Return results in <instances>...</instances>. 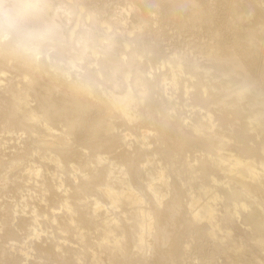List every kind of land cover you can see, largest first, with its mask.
Returning a JSON list of instances; mask_svg holds the SVG:
<instances>
[{
	"label": "rangeland",
	"instance_id": "374dc122",
	"mask_svg": "<svg viewBox=\"0 0 264 264\" xmlns=\"http://www.w3.org/2000/svg\"><path fill=\"white\" fill-rule=\"evenodd\" d=\"M197 1L180 0L176 7L175 0H49L47 14L58 23L61 42L33 37L28 50L15 41L13 27L2 30L0 17V264H59L63 258L73 264H144L149 258L151 264H264V247L252 239L264 236V0ZM93 33L90 48L84 47L83 37ZM117 63L124 82L111 76ZM129 87L134 97L149 92L134 107L142 116L120 119L121 108L105 116L106 101ZM69 100L78 107H68ZM34 112L39 116L31 118ZM236 156L258 166L255 173L249 164L240 166L246 190L237 218L226 224L233 205L228 195L244 187L229 174ZM142 167L140 179L126 173ZM108 185L130 199L114 206ZM156 191L164 196L159 205ZM139 196L144 201L135 203ZM210 204L212 218L205 214ZM156 212L143 246L164 223L169 242L141 250L139 223ZM249 217L257 224H247ZM248 238L249 249L229 251L232 242Z\"/></svg>",
	"mask_w": 264,
	"mask_h": 264
},
{
	"label": "bare ground",
	"instance_id": "6f19581e",
	"mask_svg": "<svg viewBox=\"0 0 264 264\" xmlns=\"http://www.w3.org/2000/svg\"><path fill=\"white\" fill-rule=\"evenodd\" d=\"M6 1H9V4H8V6H4L3 4H4V2H6ZM176 2H175V6L176 7H178L179 5H180V0H175ZM233 1V0H232ZM242 1V0H241ZM189 2L191 3V4H196L198 1L197 0H189ZM234 4V3H233ZM235 5V4H234ZM48 6H49V0H0V17H1V19L3 20V25L4 26H2V30H5L6 28H9V27H13V29H15L19 34L17 35L18 37L15 39V41H17L18 42V44L19 45H23L24 46V48L26 49V50H28V49H30V48H32V46L31 45H28V40H30L31 38H33V37H43V38H51V39H54V40H60V42H61V39H62V37H61V35H60V33H59V29H58V23L53 19V18H51V17H49V15L47 14V8H48ZM70 9V8H69ZM71 10V9H70ZM212 10V9H211ZM252 11H253V9H252ZM231 12V11H230ZM94 14V13H93ZM95 18V17H94ZM21 21H23V22H21ZM224 28V27H223ZM229 30V29H228ZM92 31V30H91ZM229 32V31H228ZM90 33V32H89ZM92 33V32H91ZM226 33V32H225ZM233 34V33H232ZM231 34V35H232ZM93 35H94V33L93 34H90V35H86V36H84L83 37V45H84V47H88L89 46V48H90V43H93V42H91V41H93ZM215 37V36H214ZM232 37V36H231ZM209 40V39H208ZM225 41V40H224ZM216 42H217V40H216ZM113 43V42H112ZM208 43V42H207ZM211 43V42H210ZM209 43V44H210ZM221 43H223V42H221ZM232 43V42H231ZM238 43V42H237ZM236 43V44H237ZM235 44V43H234ZM208 45V44H207ZM215 45V44H214ZM224 45V44H223ZM251 45V44H250ZM139 46V45H138ZM235 46V45H234ZM20 47V46H19ZM229 48H230V46H228ZM212 48V47H211ZM215 48V47H214ZM227 48V47H226ZM206 49V48H205ZM209 49V48H208ZM218 49L220 50V47H218ZM240 49V48H239ZM238 49V50H239ZM9 51L11 50V48H9L8 49ZM85 50H87V49H85ZM91 50V49H90ZM213 50V49H212ZM217 50V49H216ZM218 51V50H217ZM216 51V52H217ZM256 51V50H255ZM87 52H88V50L86 51V54H87ZM7 53V52H6ZM13 53V52H12ZM204 53V52H203ZM209 53V52H208ZM232 53V52H231ZM9 54V53H8ZM85 54V53H84ZM236 54V53H235ZM240 54V53H239ZM244 54V53H243ZM111 55V54H110ZM219 55V54H218ZM217 55V53H216V56H218ZM225 55H227V54H225ZM231 56H232V54H230ZM237 55V54H236ZM256 55H258L257 54V51H256ZM4 56V55H3ZM7 56V55H6ZM19 56H21V55H19ZM22 56L25 58L26 56H27V54L25 53V54H22ZM228 56V55H227ZM22 57V58H23ZM133 57H135L134 56V54H133ZM224 57V56H223ZM230 57V56H229ZM8 58V57H7ZM250 58H252L251 57V54H250ZM20 59V58H19ZM26 59H28V58H26ZM108 59V58H107ZM0 60H1V58H0ZM105 60V59H104ZM254 59H252V61H253ZM134 61V60H133ZM228 61V60H227ZM2 63H3V61H1ZM137 62V61H136ZM229 62H232V60L231 61H229ZM247 62V61H246ZM101 63H103V61L101 62ZM119 63H120V61H119ZM233 63V62H232ZM138 64V63H137ZM29 65V64H28ZM28 65H26V66H28ZM31 65V64H30ZM117 65H119L118 63H117ZM228 65V64H227ZM114 66H116V64L114 65ZM134 66V65H133ZM230 66V65H229ZM235 67H236V65H234ZM233 66V67H234ZM237 66H239V65H237ZM242 65H240V67H241ZM21 67H24V65L23 66H21ZM29 67V66H28ZM232 67V68H233ZM240 67H237V68H240ZM208 68V67H207ZM242 68L244 69V67L242 66ZM252 68V67H251ZM137 69V68H136ZM228 69V68H227ZM235 69V68H234ZM233 69V70H234ZM241 69V68H240ZM243 69H241V70H243ZM125 70V69H124ZM123 70V68H122V66L121 65H119V66H117V67H115V70H114V72L112 73V75L111 76H115L116 77V75L118 76H121V81H123L124 82V78H125V73L123 72L124 71ZM132 70H133V68H132ZM230 70H231V68H230ZM108 71V70H107ZM133 71H135V70H133ZM245 71V70H244ZM228 72V71H227ZM233 72V71H232ZM246 72V71H245ZM248 72V71H247ZM246 72V73H247ZM107 73V72H106ZM109 73V72H108ZM107 73V76H105L106 77V79H107V77H109V79H111V77L110 76H108L109 74ZM236 73V72H235ZM237 74V73H236ZM34 75V74H33ZM118 76V77H119ZM114 77V78H115ZM96 79V78H95ZM95 79H94V81H95ZM113 79V78H112ZM88 80V79H87ZM92 80V79H91ZM97 80V79H96ZM108 80V79H107ZM116 80H118V79H116ZM262 80V79H261ZM90 82V81H89ZM115 82V81H114ZM116 83V82H115ZM118 83H119V80H118ZM122 83V82H121ZM138 83H141V81H140V79H137L136 80V84H138ZM36 85V84H35ZM117 85H120V84H117ZM250 85H252V84H250ZM118 87V86H117ZM32 88V87H31ZM20 89V88H19ZM33 89V88H32ZM248 89H249V86H244L241 90H240V93L241 94H244L245 92H247L248 91ZM16 90H18V88L16 89ZM22 90V89H21ZM213 91V90H212ZM19 92V91H18ZM30 92H32V91H30ZM52 92V91H51ZM14 93V92H13ZM16 93V92H15ZM21 94V93H20ZM148 94H149V92H148V90L147 89H143V91L139 94V95H137V96H132V87H129L125 92H123L121 95H119V96H117V97H113V98H109L107 101H106V106L105 107H107L106 109H107V112H104L105 114L107 113L108 115H110L111 117L112 116H114V114H115V110H118V109H120L121 108V110L116 114L120 119H124V120H134V119H138V117H141L139 114H137V113H135V111H134V107L138 104V103H140V102H142L147 96H148ZM211 94V93H210ZM18 95V94H17ZM212 95V94H211ZM217 95V94H216ZM198 96V95H197ZM211 97V96H210ZM58 98V97H57ZM65 100H67V99H65ZM127 100H131L132 102H130V104L128 105V106H126V107H124L123 105H124V103L127 101ZM27 101V100H26ZM55 101V100H54ZM58 102V101H57ZM203 102V101H202ZM214 102V101H213ZM9 103H11V102H9ZM65 103H66V105L68 106V107H71V108H76V107H78V101L77 100H73V101H65ZM225 103V102H224ZM219 104V103H218ZM11 106V105H10ZM40 106V105H39ZM42 106V105H41ZM47 106V105H46ZM218 106V105H217ZM138 107V106H137ZM222 107V106H221ZM38 109H39V107H38ZM67 109V108H66ZM137 109V108H136ZM163 109V108H162ZM41 111H42V109H41ZM68 111V110H67ZM16 113H18V112H16ZM39 114V113H38ZM37 113H32L31 115H30V117L31 118H35V117H38L39 115H38ZM48 113L47 112H45V113H43V116H41L44 120H45V122L49 119V117H48V115H47ZM59 114V113H58ZM67 114V113H66ZM107 114L105 115V116H107ZM101 115H102V113H101ZM60 116V115H59ZM166 116V115H165ZM228 116H229V114H228ZM257 116V115H256ZM104 117V116H103ZM258 117V116H257ZM101 119H103V118H101ZM51 120V119H50ZM72 120V119H71ZM256 120V119H255ZM87 122V121H86ZM89 123V122H88ZM163 123L165 124V127H169L170 126V120L168 119V118H166L165 120H163ZM69 125L70 126H74V123L71 121L70 123H69ZM86 125H87V123H86ZM182 128V127H181ZM253 129V128H252ZM183 130V129H182ZM178 130H176V132H177ZM215 131V130H214ZM231 132V131H230ZM186 133H188L187 131H186ZM212 133V132H211ZM224 135V134H223ZM164 135L162 134V137L160 136V140L163 142V137ZM197 136V135H196ZM187 138H188V136H186ZM185 137V138H186ZM205 137H207V136H205ZM61 140L60 141H62V138H60ZM64 139V138H63ZM59 140V139H58ZM65 140L67 141V139L65 138ZM184 140H186V139H184ZM64 141V140H63ZM47 142V141H46ZM51 142H52V140H51ZM185 142V141H184ZM183 142V143H184ZM62 143V142H61ZM64 143H66V142H64ZM68 143V142H67ZM66 143V144H67ZM218 143H219V141H218ZM63 144V143H62ZM221 144V143H220ZM54 145V144H53ZM59 146H60V144H58ZM165 146V145H164ZM163 146V147H164ZM54 149V148H53ZM56 151V150H55ZM214 152V151H213ZM229 152V151H228ZM57 153V152H56ZM61 153V152H60ZM59 154V153H58ZM130 154V153H129ZM176 155H177V152L176 151H174V152H171L170 154H168V156H169V161H170V164H171V166L173 165V163H174V159H175V157H176ZM166 156V155H165ZM100 158V157H99ZM249 157H244V158H242V157H240V156H236V158H235V165L234 166H232V167H230V169H229V174H230V177H232V178H234L235 179V181L237 182V184H241V185H243L244 187H242V188H238V187H236V186H234L233 188H232V190H231V192H230V194L228 195V198L231 200V203L233 204L232 205V209L231 208H229L228 209V216L225 218V222H226V224L227 223H233L234 221H235V219L237 218V209H236V205H237V203L239 202V200H243L242 199V196H243V192L245 193V190H246V184H244L243 183V179H244V177H245V174H244V172H242V171H239V168H240V166H242V165H245V164H249V170H250V172L251 173H255L256 172V169H255V167L256 166H258V165H256L255 164V162L257 161H255L254 163H253V161L251 160V158L250 159H248ZM58 159H60L59 157H58ZM166 159H167V156H166ZM254 159V158H253ZM202 160V159H201ZM255 160V159H254ZM219 161H221V159L219 160ZM60 162V164H61V161H59ZM141 162V161H140ZM204 160H202V162H201V164L203 165L204 163ZM226 162H228V160L226 161ZM226 162H224L223 164H225ZM145 163V162H144ZM168 163V162H167ZM210 163V162H209ZM212 163V162H211ZM218 163V162H217ZM216 163V164H217ZM175 164V163H174ZM220 164H221V162H220ZM228 164V163H227ZM256 166H255V165ZM258 164V163H257ZM261 164L264 166V161H261ZM142 165V164H141ZM144 165V164H143ZM226 165V164H225ZM203 167V166H202ZM205 167V166H204ZM209 168H212V167H210V166H208ZM217 167V166H216ZM220 167V166H219ZM218 167V168H219ZM223 166H221L220 168H222ZM258 168V167H257ZM131 169V168H130ZM206 169H208V168H206ZM215 169H217V168H215ZM238 169V170H237ZM39 170L40 169H38V171H37V174L39 173ZM210 170H212V169H210ZM218 171H219V169H217ZM203 171H205V173H206V170H203ZM208 171H209V169H208ZM207 171V173L209 174V176H210V178L212 177L213 178V176H214V172H208ZM144 172H145V167H142V168H138V169H136V170H134V171H131V170H129L128 172H126V173H128V175L129 174H134L135 175V177H137L138 179H140V177H141V175H143L144 174ZM178 173V175H182L183 174V171H178L177 172ZM132 177V176H131ZM208 177V176H207ZM191 180V182H190V184L191 185H194V180H195V177H191L190 178ZM128 181H130V180H128ZM205 181V180H204ZM208 181H209V179H207L206 181H205V183H203V186H202V190H203V192L205 193V191L206 190H208ZM161 182L162 183H167V177H164V176H161ZM208 184H207V183ZM87 185V186H86ZM152 185H154L153 183H150L149 185H148V187H150V186H152ZM85 186L86 187H89V184H85ZM144 189H146V187H144V186H141V190H144ZM250 190V189H249ZM106 193L111 197V201H112V204L114 205V206H117L118 204H120V202L121 201H124L125 199H130V197L129 196H127V193H126V195L124 194V192H122V191H119V190H117L116 188H114V187H112V186H109L108 185V187H107V189H106ZM172 193V192H171ZM129 194V193H128ZM132 194V193H131ZM155 194H156V205H159L161 202H162V200H163V198H164V196L162 195H159L158 194V192L156 191L155 192ZM183 194V193H182ZM186 194V193H185ZM174 195V194H173ZM131 196V195H130ZM177 196V195H176ZM131 198L133 199V197L131 196ZM185 198V197H184ZM136 202L135 203H137V202H143L144 201V197L143 196H139V197H136L135 199H134ZM133 200V201H134ZM196 201H192L191 203L193 204V203H195ZM184 203V202H183ZM257 204H258V202H256ZM174 205V204H173ZM177 205V204H176ZM175 206V205H174ZM169 212H170V217H175V215L179 212V209H178V207H176V208H170L169 209ZM214 212H215V208L213 207V205H208L207 206V208H206V211H205V214H206V216L208 217V218H212L213 217V215H214ZM198 215H199V213L198 212H196V214L194 215V217L195 218H197L198 217ZM149 216H150V218H149V220L147 221V223H142V222H138L139 223V225L141 226V231H140V233L135 237V244L137 245V244H139L140 245V247H141V250H142V247H143V250L144 251H148V249H149V247L153 244L155 247L156 246H158V243H168L169 242V230H168V228H165V223H164V227L163 228H161L157 233H155L154 234V238H153V241L151 242V243H149L148 245H146L145 247L143 246V240H144V236H145V234L146 233H151L152 232V229H153V224H154V221L156 220V219H159V213H154V214H149ZM193 217V218H194ZM169 219V218H168ZM172 219V218H171ZM168 221V220H167ZM134 223V222H133ZM246 223L247 224H249V225H253V224H257L254 220H253V218H251V217H249V218H247V220H246ZM260 224H262V223H260ZM119 225V224H118ZM180 228V227H179ZM217 234V233H216ZM248 235V234H247ZM108 237H109V233H107L106 235H105V237H104V239L105 240H107L108 239ZM111 239V238H110ZM252 239H254V241H255V244L258 246V247H264V236H263V234H261L260 232H259V235H257V236H255L254 238H252ZM249 240H250V238H248L247 240H239V241H234V242H232L231 243V245H230V247H229V251L231 252V253H236L237 252V250L239 249V248H247V249H249ZM230 242V241H229ZM108 243V242H107ZM175 243V242H174ZM114 245H115V243H113ZM229 244V243H228ZM122 245V238H117V240H116V246H121ZM159 247V246H158ZM219 249V248H218ZM117 252V251H116ZM161 252H163L162 251V249H161V247H160V253ZM118 253V252H117ZM4 254H5V252H4ZM44 254V253H43ZM5 255H8V254H5ZM114 255V254H113ZM152 255V254H151ZM119 256V255H118ZM2 257H4L3 256V253L2 254H0V258H2ZM46 258V257H45ZM70 259V258H69ZM252 260V261H254V259L252 258L251 259V257L250 256H244L243 257V259L242 260ZM256 259V258H255ZM9 261V260H8ZM151 261H152V259L151 258H149L148 259V261L146 262V263H144V264H151ZM256 261V260H255ZM7 262V261H6ZM42 262V261H41ZM240 262V261H239ZM75 263V262H74ZM110 263V262H109ZM1 264H3V263H1ZM12 264V263H11ZM13 264H18L17 262H14ZM38 264H47V263H38ZM59 264H73L71 261H69L67 258H63V259H61L60 261H59ZM234 264H240V263H234ZM254 264V263H253Z\"/></svg>",
	"mask_w": 264,
	"mask_h": 264
}]
</instances>
